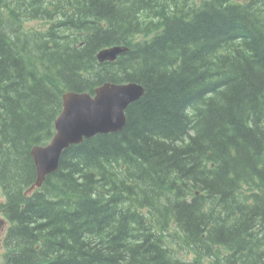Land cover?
Instances as JSON below:
<instances>
[{"label": "trees", "instance_id": "1", "mask_svg": "<svg viewBox=\"0 0 264 264\" xmlns=\"http://www.w3.org/2000/svg\"><path fill=\"white\" fill-rule=\"evenodd\" d=\"M106 82L144 88L123 128L25 195L63 93ZM0 193L11 264H264V0H0Z\"/></svg>", "mask_w": 264, "mask_h": 264}, {"label": "water", "instance_id": "2", "mask_svg": "<svg viewBox=\"0 0 264 264\" xmlns=\"http://www.w3.org/2000/svg\"><path fill=\"white\" fill-rule=\"evenodd\" d=\"M123 48L112 47L98 52L99 61H113ZM144 88L135 83H105L94 90V97L87 93L66 92L62 96V111L54 122L55 134L46 146L31 151L36 179L27 192L41 186L45 177L58 169L62 152L83 138L116 132L125 124L124 110L138 100Z\"/></svg>", "mask_w": 264, "mask_h": 264}, {"label": "flooded vegetation", "instance_id": "3", "mask_svg": "<svg viewBox=\"0 0 264 264\" xmlns=\"http://www.w3.org/2000/svg\"><path fill=\"white\" fill-rule=\"evenodd\" d=\"M2 210L0 209V217ZM0 218V264H11L17 261L18 253L16 250L11 251L13 239L16 240L14 234H10V223L4 218ZM23 253V252H22ZM20 257V256H19ZM22 258H25L23 256ZM27 260V259H26ZM17 264V263H16Z\"/></svg>", "mask_w": 264, "mask_h": 264}, {"label": "rangeland", "instance_id": "4", "mask_svg": "<svg viewBox=\"0 0 264 264\" xmlns=\"http://www.w3.org/2000/svg\"><path fill=\"white\" fill-rule=\"evenodd\" d=\"M36 24H38V23L35 22V21H32V22L27 23V24H26V27L34 26V25H36ZM3 200H4V198H3V196H2L1 193H0V203H1Z\"/></svg>", "mask_w": 264, "mask_h": 264}, {"label": "bare ground", "instance_id": "5", "mask_svg": "<svg viewBox=\"0 0 264 264\" xmlns=\"http://www.w3.org/2000/svg\"><path fill=\"white\" fill-rule=\"evenodd\" d=\"M35 147H41L40 145H37V146H34L30 149V154H31V151L35 148Z\"/></svg>", "mask_w": 264, "mask_h": 264}]
</instances>
